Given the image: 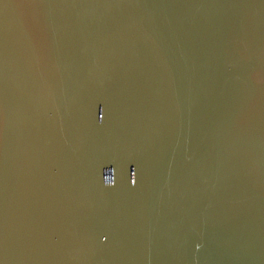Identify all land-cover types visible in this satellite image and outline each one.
Wrapping results in <instances>:
<instances>
[{"label":"water","instance_id":"obj_1","mask_svg":"<svg viewBox=\"0 0 264 264\" xmlns=\"http://www.w3.org/2000/svg\"><path fill=\"white\" fill-rule=\"evenodd\" d=\"M0 264H264V0H0Z\"/></svg>","mask_w":264,"mask_h":264},{"label":"clouds","instance_id":"obj_2","mask_svg":"<svg viewBox=\"0 0 264 264\" xmlns=\"http://www.w3.org/2000/svg\"><path fill=\"white\" fill-rule=\"evenodd\" d=\"M108 175H105V177H104V183L106 184V185H112L113 184V179H111V182H108ZM133 183H134V181H133ZM102 239H103V237H102Z\"/></svg>","mask_w":264,"mask_h":264}]
</instances>
